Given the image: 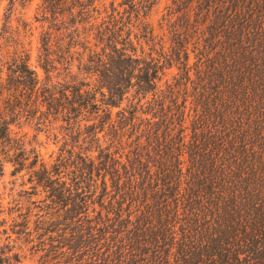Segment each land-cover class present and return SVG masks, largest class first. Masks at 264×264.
Wrapping results in <instances>:
<instances>
[{
    "label": "trees",
    "instance_id": "trees-1",
    "mask_svg": "<svg viewBox=\"0 0 264 264\" xmlns=\"http://www.w3.org/2000/svg\"><path fill=\"white\" fill-rule=\"evenodd\" d=\"M156 2L41 0L43 77L16 42L0 58V74L3 62L11 72L0 96L94 149L48 167L0 108V152L45 193L39 228L62 232L68 264H264V0H171L169 52L148 20ZM142 41L159 57L138 53ZM0 264L21 260L1 253Z\"/></svg>",
    "mask_w": 264,
    "mask_h": 264
},
{
    "label": "rangeland",
    "instance_id": "rangeland-1",
    "mask_svg": "<svg viewBox=\"0 0 264 264\" xmlns=\"http://www.w3.org/2000/svg\"><path fill=\"white\" fill-rule=\"evenodd\" d=\"M108 5L111 0H104ZM119 0H116V2ZM171 0H157L156 4L150 11L148 20L154 28V33L158 35V39L163 36L165 41V52H169V34L165 21L163 20L166 14V7L170 5ZM41 0H29L21 5L19 0H0V58L3 57L6 61L9 59L13 51L19 48L16 42H21L23 48L30 53V62L35 66L39 78L43 77L42 70L36 66V57L38 47L40 46L39 37L43 28L47 26V23L40 21V9L39 6ZM5 16L10 17V21H5ZM38 19V20H37ZM13 31H17L15 33ZM138 53L141 49L145 53L152 51L154 57H159L158 52L150 50L151 46L146 45L143 41L138 43ZM157 46V51H159ZM163 59V58H161ZM193 54L190 56V64L193 62ZM7 70V64L3 62L2 73L0 83L3 86L7 84V74H10ZM72 73H76L73 68ZM178 68L177 64L173 63L171 67L164 69V75L160 81L162 88H165V82L173 83V77L177 76ZM53 75H57L59 78L66 77L65 71H55ZM193 77V75H192ZM68 78V77H66ZM14 90L10 91V93ZM8 91L4 90L0 96V108L5 109L8 120L12 121L10 126L12 134L15 138H19L22 134L25 135V142L35 145L39 151L40 157L50 167L54 163H64L67 160L69 162L73 157H70L66 150L85 151L84 149L90 148V144L80 139L78 142L71 141L68 135H65L67 131L64 129L65 123L62 121L54 122L50 125H43L36 123L37 120L30 121L25 117L24 110L25 105L18 104V102H8ZM17 94V93H16ZM128 102L123 101L121 106H126ZM21 108H20V107ZM9 109V110H8ZM20 115L10 114L11 111ZM113 111H117V108H113ZM65 142L67 144L65 145ZM26 147L29 148L28 144ZM64 147V150H62ZM8 148V147H7ZM6 148V149H7ZM127 149V148H126ZM126 151V150H125ZM12 153V151L10 152ZM96 152H93V155ZM63 155V160L60 158ZM119 155H117L118 157ZM0 158L4 161L2 174H0V254L10 255L17 253L20 257L21 264H68L69 260L65 253L66 247H60L58 241L61 238L58 234L60 231H47L40 229L39 220L47 218V210H44L45 193L40 187H32V183L29 182L30 170L24 168L19 172L13 170L14 166L8 161V157L0 152ZM122 161H125V156H122ZM61 167L64 171L62 174L66 181H71L72 174L69 172L71 167ZM99 182V181H98ZM110 182L108 180V186ZM111 188V187H110ZM19 203V206H16ZM107 202H105V205ZM92 207V208H91ZM90 210L95 207L96 210L100 209V206L95 203L91 204ZM125 207V205H124ZM29 211V224L26 233L17 234L14 231L18 227H13L11 224L21 221L19 213H26ZM104 213V212H103ZM92 214V212H90ZM111 215V213H110ZM5 229V230H4ZM52 230V229H51ZM6 231L7 233H4ZM60 247V248H59ZM61 252V254H60Z\"/></svg>",
    "mask_w": 264,
    "mask_h": 264
}]
</instances>
